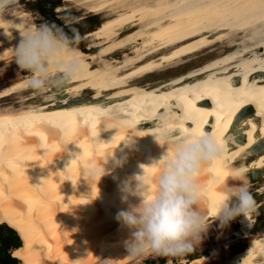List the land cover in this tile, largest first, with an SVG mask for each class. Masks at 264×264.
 <instances>
[{"label":"bare ground","instance_id":"1","mask_svg":"<svg viewBox=\"0 0 264 264\" xmlns=\"http://www.w3.org/2000/svg\"><path fill=\"white\" fill-rule=\"evenodd\" d=\"M63 1L88 15L103 16V21L86 36L94 40L90 53L78 47L84 66L79 79L52 90L43 106L33 103L34 96L26 100L27 107L0 109V227L10 224L26 239L15 254L27 264H132L154 252L130 255L126 242L131 231L116 217L140 201L129 196L125 203L122 188L125 183L134 187V177L143 174L141 165L160 158L165 149L154 134L162 129L182 125L211 131L219 116L227 134H235V142H226L224 158L199 177L207 187L201 211L209 223L214 219L212 205L224 192L241 182H247L251 192L249 157L264 162V116L257 114L258 97L238 111L234 106L240 89H264L259 63L251 64L257 70L249 72L246 81L240 67L264 61L259 0ZM22 3L16 0L0 14V73H5L0 101L32 91L26 83L30 76L18 69L14 54L19 32L40 25L21 10ZM214 47L219 50L191 71L178 70L182 75L169 83H143L179 68L177 61ZM89 92L93 95L86 99ZM237 117L256 127L243 124L240 129ZM131 134L136 136L133 147L122 143L116 150L123 165L110 162L106 174L91 183L86 167L100 165L105 154ZM249 134L255 142L249 141ZM242 137L246 140L239 142ZM112 139L115 143L108 144ZM146 169L149 178L155 176L152 167ZM257 211L255 206L249 220L237 217L229 226L240 220L241 229L224 237L215 232L219 221L212 222L200 246L208 256L188 264H264V236L257 241L249 236Z\"/></svg>","mask_w":264,"mask_h":264},{"label":"clouds","instance_id":"2","mask_svg":"<svg viewBox=\"0 0 264 264\" xmlns=\"http://www.w3.org/2000/svg\"><path fill=\"white\" fill-rule=\"evenodd\" d=\"M15 2L0 0V14ZM19 34L14 61L19 70L30 74L26 83L35 93L63 90L80 78L84 66L78 52L81 37L77 30L74 29L70 36L59 26L45 23ZM228 118L231 119V113ZM227 132V125H222L215 132L192 127L187 131L165 128L154 134L156 142L165 150L150 166L141 165L143 174L134 177V187L125 183L122 188L124 202H128L129 196L138 197L140 202L129 205L116 217L131 231L126 242L130 255L145 251L183 255L202 242L212 222L219 221V226L225 228L237 217L249 220L255 210V201L247 182L224 192L212 205L214 219L211 223L201 211L207 187L201 184L199 177L206 167L210 169L224 158L226 142H235V134ZM133 137L135 134L119 142L112 152L105 154L100 165L86 167L85 174L91 183L97 181V175L100 179L106 174V165L110 162L118 167L123 165L124 160L116 157V150L122 143L125 148H132ZM113 143L114 139L108 144ZM146 167L155 169L154 177L147 176Z\"/></svg>","mask_w":264,"mask_h":264},{"label":"rangeland","instance_id":"3","mask_svg":"<svg viewBox=\"0 0 264 264\" xmlns=\"http://www.w3.org/2000/svg\"><path fill=\"white\" fill-rule=\"evenodd\" d=\"M39 1L40 0H23V3H22L23 9L21 10L28 12L31 15V17L39 25L45 24V23L52 24L51 21H56L57 26L61 27L62 29H66V28L69 29L68 32L70 36L73 34L74 29L77 30L79 35L83 34L78 47L82 49L84 52L90 53L88 48H91V46L94 45L93 43L94 40L87 39L86 36L89 33L94 32L93 29L95 26H98V28L100 27L103 21V16L88 15L84 11L75 7V5L67 4L63 0H58V2L56 0H48L52 2L50 3L48 2L47 4H43V5L39 4ZM41 1H44V0H41ZM81 18H84L85 20L80 21ZM218 50H219V47L210 48V49L205 50L204 52L194 55L193 57L187 59L186 61H183V62L177 61L176 65L177 66L179 65V68L172 69L170 71H167L166 73L156 74V76L149 77L143 83L150 84L153 86L158 83H162V82L169 83V81L173 79L174 77H177L178 75L179 76L182 75L181 73H186L187 71L189 70L191 71L192 69H194L197 66V64L203 62L206 59V57L209 56V54H211L214 51H218ZM120 57L121 55L117 56V58H120ZM181 69H183L184 72H182ZM178 70L181 73L177 72ZM1 76L5 77V73L1 72L0 78H2ZM24 76H30V74L25 72ZM89 93L90 95H87L85 97L86 99L87 97H92L93 92H89ZM52 95H53L52 90H49L45 94H37L32 90L30 92L25 93L24 95H18V96H14L6 100L0 101V109H4L6 107H11V106L16 109H20V107L21 108L27 107L26 100L34 96L37 98L34 100L33 103L37 106H43L45 103L48 102V100H50L48 98H50ZM55 101H57V103L61 102V100H58V99H56ZM245 140L246 138L242 137L239 140V142H242ZM236 141L238 142V140ZM228 150H231V149H228ZM249 160H250V167H249L250 171L248 174L249 184H250L249 188L251 190L250 193L253 196V199L255 201V206L258 207V211L253 215L252 223L254 224V228L250 232L249 236L253 239V241H257L259 240L260 237L264 236L263 234L264 233V192H263L264 169H260L261 166L264 164V162L262 163L261 160H258V157L254 159V156H250ZM239 164L241 165L242 162L240 161ZM254 176L256 177L254 178ZM260 205L262 206L259 207ZM241 227H242V223L240 220H238L234 223L233 226H228L225 228L220 227L215 232L217 235L224 237V236H227L229 232L239 230L241 229ZM207 236L208 235L206 234L204 238H206ZM202 244L203 242H201L200 244L193 245L192 250L183 255H165V254L152 253L151 255L141 258L132 264H162L161 260L163 258L166 260V264H188L191 261V259L193 260V257L195 259L202 255L208 256L209 253L202 252L203 249L200 247ZM218 245H220L219 242L216 243V246ZM240 247L241 245L234 247L233 251L234 252L238 251ZM209 250H210V247H209Z\"/></svg>","mask_w":264,"mask_h":264},{"label":"snow or ice","instance_id":"4","mask_svg":"<svg viewBox=\"0 0 264 264\" xmlns=\"http://www.w3.org/2000/svg\"><path fill=\"white\" fill-rule=\"evenodd\" d=\"M254 7H256V5H253ZM259 8H260V11H261V15L259 17V22H262L264 23V0H259ZM193 7H196L195 5H193ZM253 63H259L261 65V67L259 68V71L261 72H264V61H257V60H253L245 65H242L240 67H242L244 69L242 75L245 79V81L247 80V76L249 74V72L251 71H256L257 69H254L251 67V64ZM239 95H240V100L237 104H235L234 106V111H238L241 107H243V104L245 102H248V103H252V102H255V98H259V109L260 111L257 113L258 115L260 116H264V89H260L259 91H256L255 89H240L239 90ZM251 96L253 97V99L249 100L248 97ZM213 101L215 103V98H213ZM211 115V113H209ZM239 120V122L237 123L240 127V129H242V126L243 124H250L253 128L256 127V125L252 122V121H249V120H246V119H239V117H237V121ZM219 121H220V117L218 116L217 117V124L213 126V128L211 129V131H208V132H215L218 128H220V124H219ZM228 127V126H227ZM201 131H204L203 129H201L200 127H198ZM237 128V125H233V130H235ZM180 129L183 130V131H187L188 128H185L183 127L182 125L180 126ZM261 131H264V128L261 129ZM141 135H143L141 133ZM249 141L250 142H255L252 140V137H251V134H249ZM146 173L149 171L148 169H145ZM152 172L155 171V169H151ZM241 171H244V170H241ZM234 175L236 176H239L240 175V172H237L235 173ZM221 198V196L219 197V199Z\"/></svg>","mask_w":264,"mask_h":264},{"label":"trees","instance_id":"5","mask_svg":"<svg viewBox=\"0 0 264 264\" xmlns=\"http://www.w3.org/2000/svg\"><path fill=\"white\" fill-rule=\"evenodd\" d=\"M58 2V0H56ZM52 1L44 0L39 1V4H47ZM55 7V6H54ZM98 26H95L93 31H96ZM83 34L80 35L82 38ZM26 239L21 238L15 231L14 227L7 224L0 227V264H27L25 261L17 258L15 255L16 250L24 247ZM193 257V256H192ZM194 259V257H193ZM192 260V259H191ZM162 264H166V260L163 258Z\"/></svg>","mask_w":264,"mask_h":264},{"label":"flooded vegetation","instance_id":"6","mask_svg":"<svg viewBox=\"0 0 264 264\" xmlns=\"http://www.w3.org/2000/svg\"><path fill=\"white\" fill-rule=\"evenodd\" d=\"M52 22V24H55V25H57V22L56 21H51ZM59 28H61V27H59ZM62 29V28H61ZM63 31L65 32V33H67L68 35H69V29H63ZM264 234V233H263Z\"/></svg>","mask_w":264,"mask_h":264},{"label":"water","instance_id":"7","mask_svg":"<svg viewBox=\"0 0 264 264\" xmlns=\"http://www.w3.org/2000/svg\"><path fill=\"white\" fill-rule=\"evenodd\" d=\"M263 146H264V145L262 144V146H261V147L263 148ZM259 149H260V148H256V149L254 150V152H253V153H254V154H257V152H258V150H259ZM255 177H256V176H254V178H255Z\"/></svg>","mask_w":264,"mask_h":264}]
</instances>
